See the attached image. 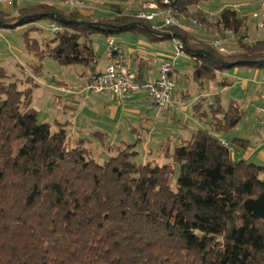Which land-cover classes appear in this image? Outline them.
<instances>
[{"label": "trees", "instance_id": "1", "mask_svg": "<svg viewBox=\"0 0 264 264\" xmlns=\"http://www.w3.org/2000/svg\"><path fill=\"white\" fill-rule=\"evenodd\" d=\"M204 1L157 0L172 7L177 18L209 24L202 9L191 12ZM117 12L96 16L42 2L20 8L11 25L51 18L61 29L50 30L54 37L47 39V53L38 54L27 33L26 50L39 62L49 55L60 65L86 67L90 79L99 73L93 35L122 32L151 41L180 39L183 53L193 60L195 81H213L217 72L236 66L264 69V38L246 41L247 18L229 6L215 21L235 37H228L226 54L177 27L156 29L153 21ZM6 14L0 8V25L6 24ZM245 113L234 100L198 111L199 119L212 116V128L175 144L170 163H137L135 145L128 143L109 144L110 156L99 163L85 146L87 139L71 145L66 125L52 129L38 121L31 89L22 92L15 82L0 85V264H264V179L259 178L264 165L232 159L218 141Z\"/></svg>", "mask_w": 264, "mask_h": 264}, {"label": "crops", "instance_id": "2", "mask_svg": "<svg viewBox=\"0 0 264 264\" xmlns=\"http://www.w3.org/2000/svg\"><path fill=\"white\" fill-rule=\"evenodd\" d=\"M23 3L24 6H20V8H25L27 6L42 2L23 0ZM246 5H248V2L246 3ZM225 6L227 5L221 6L220 10ZM228 6L231 8L236 7L235 9H238V14L247 18L248 35L252 34L253 36H255V32H257L258 37H255L260 38L259 29L256 28L257 25H255L252 33L250 32L251 29H249L253 23L252 17L258 14L254 11L251 13L249 11L242 13V11L238 8V6H236V4H233V6ZM0 8L4 10V7ZM125 8H128L127 5ZM262 9L264 10V7ZM204 12L207 13V16H209L210 13H216L207 11ZM157 18L156 24H160L159 19ZM209 21L211 23H214L210 19ZM212 29H214L215 31V27L211 25V28L208 29L207 34L210 37L216 34V32L214 33ZM189 30L191 31H188V33L192 34L194 32V34H196L194 36L197 37L205 34L203 28L195 26L194 24L192 26L190 25ZM197 31L202 32L199 33ZM130 34L133 35V37H131L130 39L132 40L131 42L127 41L129 39H123L118 42L114 38L115 42L121 47L123 51L125 63L141 78H145L147 75L155 77L157 75L158 66L162 62L171 61L173 57L174 46L172 39L167 38L164 40L151 41L145 36L134 33ZM198 38L202 39L201 37ZM166 41H168V43H166ZM230 41L231 40L227 38V44ZM109 63V54L106 55L104 59H100L99 56L96 72L103 71ZM192 63L193 60L187 54L182 53L172 64V76L177 83V87L173 93V99L179 106V108L174 112L168 109L158 108L150 98L147 88H142L140 91L131 93L122 98H116L109 91L100 93L93 92L88 88L90 70H88V68L86 67H83L85 70L79 71V73H77L78 77H76V79L78 80H76V83L79 89L71 91V86H69L68 83H66L63 79L65 75L64 72L63 74H61L62 79L57 80L56 83H53V87L56 90L59 88L60 91L65 92V94H74L82 101H76L74 107L66 106L65 109H67V111H69L70 113L69 118L63 122L54 121L56 128L52 126V129H58V125H66L65 131L70 142L74 141L73 138L76 137L77 141L81 139H87L86 141H89L90 143L97 142L102 146L103 149L107 148L109 144L122 145L123 143L134 144V148L136 149L137 144H142L144 147H146L147 142L149 141V132L151 131V127L153 125V120L150 115H152L153 112L155 118L161 119L162 121L163 119L169 117L172 119V121L176 120L178 121V123L184 121L185 123L189 117L198 119V111L200 113H202L203 110L208 111L209 106L216 101H218L220 104L225 105L229 103V101L234 100L240 105L243 110H245L244 108H249L251 106L253 108L254 119L257 121V125L255 127V134L257 135V137L253 138V140L252 137L249 138L246 136L233 137L240 139L236 144H234V157L237 151L239 159H244L246 161H250V159H253L254 161H259L256 163H264V138L262 132L259 130L258 125L261 114L257 112L256 108V106H260L263 104L262 97L264 95V87L261 84V80L264 77V69L251 68L248 66H236L232 71L217 72V78L213 81H195L192 77ZM262 71L263 73L259 74ZM38 72H40V70L37 71V74H39ZM221 80L225 81L222 85L220 84ZM236 87L241 92H243V96H246L245 98H240V100L237 96H235L236 98H234L230 97L229 94L224 93L225 90L229 92L231 88ZM88 90L92 91L94 97H90L85 94V92ZM88 98H99V104L92 100L89 108L98 110L100 112V122H93V119H89V121L91 120L92 122H88L86 124L80 121L79 124L76 121L79 109H86L87 105L85 104L84 100ZM218 98L220 100H218ZM198 103H200L201 106H198V111H196L194 106ZM205 107H207V109H205ZM204 120L208 121L209 123V127L205 129H210L212 116L208 114V118ZM95 132L102 133L101 138L96 137L94 135ZM225 133H222L219 136L231 142L233 138H226ZM183 141H185V138L183 136H177L172 140L167 137L166 140L165 138H163L162 141L160 140L159 144L161 146L163 144H167V142H170L172 150L175 144L181 143ZM252 144H254V146H252ZM147 152H149L148 149ZM253 160L250 162H253ZM263 163L260 164L264 165Z\"/></svg>", "mask_w": 264, "mask_h": 264}, {"label": "rangeland", "instance_id": "3", "mask_svg": "<svg viewBox=\"0 0 264 264\" xmlns=\"http://www.w3.org/2000/svg\"><path fill=\"white\" fill-rule=\"evenodd\" d=\"M21 1L16 0V2L13 5L4 8L7 14L5 15L6 17L3 18L6 24L0 25L2 26L0 33V68L5 71V73L8 75L9 78L7 79L3 78L0 72V85L6 87L10 82H15L17 88L22 92H28L31 89V106L38 113V121L48 122L51 124V127L54 126V128H56L54 121L63 122L67 120L70 116L69 111H67L65 107L66 106L74 107L76 101L78 100L82 101V100H80L74 94H65V92L60 91L59 88L56 90L53 87V83H56L57 80H61L62 79L61 74L65 72L63 79L66 83H68L69 86H71L70 90L71 91L78 90L79 87L77 86L76 83L77 82L76 80H78L76 79V77H78L77 73L85 69L83 68V66H79V65H69V66L60 65L54 58H52L49 55L42 56L41 61L39 62L31 53H29L26 50L25 40H24L26 33L28 35L27 37L37 44L36 50L38 51V54L47 53L46 52L47 39L53 38L54 34L49 29V24L52 20L49 17L42 18L34 23H27L16 27L11 25L19 17L20 6H24L23 0ZM32 1L47 2L53 4V6L57 7V9H64V10L70 9V8L62 7L59 4L61 0H32ZM247 2L248 5H246ZM88 4L96 7L99 10L95 12L96 16L112 15L113 13H115V11H119L117 12V15L125 18L128 17L130 20H135L136 19L134 17L135 13L141 9L155 8L157 11H161L163 9V7L159 4V2H157V0H89ZM233 4H236V6H238V8L242 11V13L247 11L251 13L254 11L258 14L254 16L255 18L252 17L253 23L249 29H251L250 32L252 33L255 25H257L256 28L259 29L260 38H264V24L263 22H261L262 14H263L262 8L264 7V5L262 4L261 0H205L203 4L199 5L200 8H198V6L191 7V12H195L199 9H202L207 12L217 13L216 16L208 18L212 20L214 23L211 22H209V24L200 23V25H198V27L203 28L205 32L204 35L198 37H201L209 44L210 41H212L215 38H223L224 39L223 44L226 45L227 43L226 38L228 37H226V35L223 34L224 30L221 29V27L215 25V21L217 15L220 12L221 6L223 5L233 6ZM126 5L128 7L127 9L125 8ZM186 17L192 18L189 16ZM187 18L183 19V21L184 20L187 21V23L183 22V24L185 25L184 27L185 29H181L184 30V32L191 31L189 30V28L190 25L191 26L193 25V23L188 21ZM157 19H159V22L161 21L160 17H158ZM152 25L156 29L162 28L161 23L156 24V19L153 20ZM194 25L197 26V24ZM211 25L216 28L215 31L214 29H212L214 33L216 32V34L212 37L207 35L208 29L211 28ZM130 33L131 32H122L119 34H114L112 37L115 38L116 41L118 42H120L123 39L126 40L129 39L127 41L131 42L132 40L130 39L131 37H133V35ZM189 35H196V34H194L193 32L192 34ZM257 35H258L257 32H255L256 37H258ZM255 36L250 34V37L253 39L256 38ZM166 43H168V41H166ZM92 45L95 53L100 56V59H104L106 55H108L107 46L105 44V35L94 34L92 37ZM241 69H245V68H241ZM38 70H40V72H38L39 74H37ZM232 70L233 68H231L229 71ZM262 73L263 71L260 72L259 74ZM88 82H90L89 79ZM224 93L229 94L230 97H234V98H236L235 96H237L238 99L246 97L243 96V92H241L237 87L231 88L229 92L225 90ZM85 94L90 97H94V94L90 90L86 91ZM92 100L99 104V98L85 99L84 101L87 107L85 110L79 109L78 117L76 119V121L79 124L80 121L87 124L88 122H92L91 121L92 119L93 122L95 121L98 123L100 122L101 119L100 112L98 110H93L89 108ZM262 105H264V102ZM257 107L258 106H256V108ZM205 109H207V107H205ZM244 109L246 110L245 115L242 116V118L239 120V122L235 127L229 129L225 133L226 138L232 139L234 136H246L249 138L252 137L253 140V138L257 137V135L255 134V127L257 125V121L254 119L253 116V108L250 106L249 108H244ZM212 112H214V110ZM216 112L220 115V113L222 112L221 107H219ZM150 117L153 120V125L151 127V131L149 132V141L147 142L146 147H144L142 144H137L136 150L138 152V155L133 157L132 159L137 163H144L147 161H150L152 164H158V165L170 163L172 160L168 158V155L171 152V144L170 142H167V144H163L160 146L159 144L160 140L162 141L163 138H165L166 140L167 137L172 140L173 138L175 139L177 136H183L186 140L189 139L192 133L195 132L196 130L200 128L202 129L209 127L208 121L199 118L195 119L189 117L185 123L184 121L178 123V121L176 120L172 121V119L169 117L163 119V121L161 119H157L154 116V112L152 115H150ZM89 119L91 120L89 121ZM211 128L212 127L210 126V129ZM73 140L74 141H71V145L75 144L77 138L74 137ZM85 146L91 151V154L99 163H102L111 154L107 151V148L103 149L102 146L97 142L85 143ZM252 146H254V144H252ZM147 149L149 152H147ZM110 152H113L112 154H114L115 151H110ZM232 159L234 160L239 159L237 151L235 157L234 154L232 155ZM252 160L253 159H250V161ZM253 162L256 163L259 161L253 160ZM177 174H178V170L176 168L175 173L170 179V186L172 188H175ZM259 178L264 179V173H261L259 175Z\"/></svg>", "mask_w": 264, "mask_h": 264}, {"label": "built area", "instance_id": "4", "mask_svg": "<svg viewBox=\"0 0 264 264\" xmlns=\"http://www.w3.org/2000/svg\"><path fill=\"white\" fill-rule=\"evenodd\" d=\"M15 2L16 0H0V7H8L13 5ZM164 2L166 3L167 0H164ZM261 2L264 5V0H261ZM59 4L62 7L70 9L91 11L93 13L99 11L96 7L88 4V2H85L84 0H61ZM176 15L177 12L172 7L168 6L163 7L161 11H157L155 8L141 9L135 13L134 17L138 20L145 21H153L157 17H160L162 27H177L179 29H184L185 26L183 25L182 20L187 17L181 15L180 18H177ZM213 16H216V13H210L208 17ZM187 19L193 24L200 25V22L194 18ZM49 29L52 31H58L61 29V26L52 21L49 24ZM224 34L226 37L235 38L228 30H224ZM223 41V38H215L210 41V44L214 49L222 54L229 53L230 50L228 49V46L223 44ZM246 41L252 42L253 40L248 37ZM172 42L174 46V53L171 61L162 62L158 66L157 75L155 77L147 75L145 78H141L125 63L123 51L115 42L114 38L112 36H107L105 38V44L107 46L108 54L112 55V59L103 71H100L98 74L91 77L88 88L96 93L109 91L116 98H122L131 93L138 92L142 88H147L150 98L157 105V107L161 109H168L173 112L176 111L179 106L173 99V93L177 87V83L170 75V72L172 64L183 53V43L180 39L175 37L172 38ZM261 84L264 87V77L261 80ZM262 98L264 102V95ZM257 112L261 114L258 125L264 138V105L258 106ZM218 141L221 145L226 147L229 154L232 156L234 153V146L222 137H219Z\"/></svg>", "mask_w": 264, "mask_h": 264}, {"label": "water", "instance_id": "5", "mask_svg": "<svg viewBox=\"0 0 264 264\" xmlns=\"http://www.w3.org/2000/svg\"><path fill=\"white\" fill-rule=\"evenodd\" d=\"M202 53H205V54H208V52H206V51H201Z\"/></svg>", "mask_w": 264, "mask_h": 264}]
</instances>
